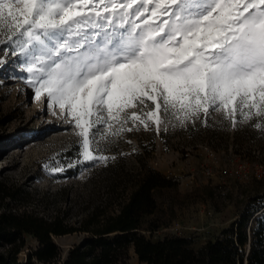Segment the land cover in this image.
<instances>
[{"label":"snow or ice","instance_id":"obj_1","mask_svg":"<svg viewBox=\"0 0 264 264\" xmlns=\"http://www.w3.org/2000/svg\"><path fill=\"white\" fill-rule=\"evenodd\" d=\"M0 34L31 49L29 83L67 110L85 160H107L90 151L97 125H119L103 140L129 121L159 131L161 113L264 117V0H0Z\"/></svg>","mask_w":264,"mask_h":264},{"label":"rangeland","instance_id":"obj_2","mask_svg":"<svg viewBox=\"0 0 264 264\" xmlns=\"http://www.w3.org/2000/svg\"><path fill=\"white\" fill-rule=\"evenodd\" d=\"M30 52L22 48V38L7 42L0 34V181L28 194L15 202L5 201L10 207L44 218L58 215L78 226L98 207L114 212L136 178L151 169L178 183L154 195L157 210L143 220L141 231L151 241L187 238L198 252L222 230L235 229L242 215L248 216L249 237L258 221L264 225V117L252 115L244 120L237 114L233 124L223 111L210 109L207 123L201 112L198 119L180 126L170 114L161 113L159 131L153 121L147 129L129 121L120 135L103 140L100 133L114 132L119 125H97L90 130V151L107 160H85L80 129L67 110L62 114L58 105L49 107L46 93L37 98L36 87L29 83ZM142 107H130L125 113L143 115ZM152 107L149 101L144 111ZM57 117L72 123L48 127ZM42 120L45 127H40ZM34 134L37 139L32 140ZM149 225L157 227L151 235L145 231ZM86 237L79 232L54 236L60 251L56 264ZM37 245L26 235L19 263L24 264ZM249 250V245L241 250L244 262ZM128 255L129 264H141L133 249ZM33 264L44 263L33 260Z\"/></svg>","mask_w":264,"mask_h":264},{"label":"trees","instance_id":"obj_3","mask_svg":"<svg viewBox=\"0 0 264 264\" xmlns=\"http://www.w3.org/2000/svg\"><path fill=\"white\" fill-rule=\"evenodd\" d=\"M264 145V142L262 143ZM177 181L160 173L145 169L136 178L124 200L119 201L112 213L103 207L92 210L78 226H73L56 215L44 218L33 212L19 211L5 201L15 202L28 194L15 191L0 181V264H21L18 254L25 246V236L37 242V248L27 256L24 264L33 260L56 264L60 251L54 236L75 232L85 233L86 239L69 249L60 264H129V250L133 249L141 264H264V225L249 237L246 232L248 216L221 231L214 241L205 243L198 252L191 241L182 237H163L151 241L141 231L143 220L157 210L155 193L177 187ZM157 227L149 225L145 231L151 235ZM249 245L244 262L241 250Z\"/></svg>","mask_w":264,"mask_h":264},{"label":"bare ground","instance_id":"obj_4","mask_svg":"<svg viewBox=\"0 0 264 264\" xmlns=\"http://www.w3.org/2000/svg\"><path fill=\"white\" fill-rule=\"evenodd\" d=\"M39 113H41V112L37 111V114H39ZM42 113L45 114V113H46V110L44 109V111H43ZM62 119H64V118H63V117H57V121H54V122H52V123H49L48 127H50V128L57 127V124H59V123L63 124V125H62L63 127H67L69 124L72 123V121H70V120H67V121H65V123H64V121H63ZM32 120H33V119H32ZM44 122H45L44 120L40 121V127H43V126H44ZM44 127H45V126H44ZM42 133H43V132H41L40 135H41ZM51 133H53V131H51ZM40 135H39V136H40ZM30 137L32 138V140L37 139V138H36V137H37L36 134H34V135L30 136Z\"/></svg>","mask_w":264,"mask_h":264}]
</instances>
